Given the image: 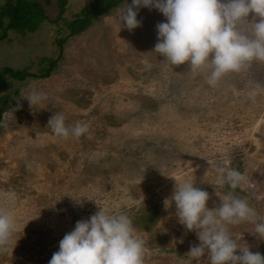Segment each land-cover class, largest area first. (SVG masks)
<instances>
[{"label": "rangeland", "instance_id": "rangeland-1", "mask_svg": "<svg viewBox=\"0 0 264 264\" xmlns=\"http://www.w3.org/2000/svg\"><path fill=\"white\" fill-rule=\"evenodd\" d=\"M88 1L67 0L64 15ZM124 3L131 0L69 38L50 77L6 78L0 96L11 98L0 124V209L15 226L0 245V264H48L63 235L99 207L131 219L144 241L143 264H207V253L199 262L189 256L199 241L177 222L175 205L163 207L175 184L169 176L206 190L209 208L218 206L217 195L231 193L264 219V62L253 60L210 87L205 71L171 66L152 50L161 13L141 7V24L130 31L119 23ZM68 35L51 22L8 31L0 40V72L6 66L39 72L48 66L44 58H58L56 39ZM32 89L46 99L30 108L22 96ZM55 112L66 126L87 124V132L54 135L47 122ZM221 167L238 170L243 182L218 187ZM70 196L85 198L78 205ZM253 227L241 222L228 229L241 246L261 253L264 240Z\"/></svg>", "mask_w": 264, "mask_h": 264}, {"label": "clouds", "instance_id": "clouds-1", "mask_svg": "<svg viewBox=\"0 0 264 264\" xmlns=\"http://www.w3.org/2000/svg\"><path fill=\"white\" fill-rule=\"evenodd\" d=\"M141 7L154 8L165 17L155 25L157 42L152 50L171 66L187 63L193 72L205 71L210 87L253 60L264 62V0H131L118 11L120 25L130 31L140 26L137 15ZM22 98L32 108L42 105L46 95L32 89ZM47 124L62 138H78L88 130L87 124L79 122L66 126L65 117L57 112ZM217 171L218 187L227 184L229 189H236L244 180L236 169L221 167ZM169 177L175 184L163 207L167 210L174 204L177 222L195 231L199 243L188 251L194 261L199 262L207 253V264H264V255L250 251L247 244L241 246L228 229L229 225L247 222L254 225L250 232L264 240V219L257 217L245 199L216 193L220 202L209 208L206 190L190 180ZM70 197L78 205L85 198ZM14 226V217L0 209V245L9 241ZM143 256L144 241L135 235L131 219L122 212L110 214L99 207L63 235L48 264H143Z\"/></svg>", "mask_w": 264, "mask_h": 264}, {"label": "trees", "instance_id": "trees-1", "mask_svg": "<svg viewBox=\"0 0 264 264\" xmlns=\"http://www.w3.org/2000/svg\"><path fill=\"white\" fill-rule=\"evenodd\" d=\"M123 2L124 0H89L85 6H80L78 9L70 11L69 15H64L67 11V0H4L0 5V40L4 39L10 30L21 31L22 33L34 31L37 25L45 22H51L61 29H66L69 31V35L66 38L58 37L56 39L60 50L58 58H44L41 65L47 62L48 66H41L39 72H30L27 68L15 69L6 66L0 72V92L9 87L6 81L7 76L19 81H25L28 77L33 79L50 77L63 58V49L67 40L90 28L96 19L113 11ZM52 4L58 9L54 17L49 13ZM10 98L11 96L8 93L0 96V124L2 121L1 115L7 109L6 102ZM1 127L2 125H0V130ZM261 254L264 255V249Z\"/></svg>", "mask_w": 264, "mask_h": 264}]
</instances>
